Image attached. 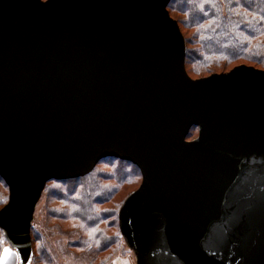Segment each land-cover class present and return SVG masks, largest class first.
Wrapping results in <instances>:
<instances>
[{
  "label": "water",
  "instance_id": "obj_1",
  "mask_svg": "<svg viewBox=\"0 0 264 264\" xmlns=\"http://www.w3.org/2000/svg\"><path fill=\"white\" fill-rule=\"evenodd\" d=\"M169 2L0 0V229L19 264L45 185L109 157L141 174L118 212L136 264H264V70L191 79Z\"/></svg>",
  "mask_w": 264,
  "mask_h": 264
},
{
  "label": "trees",
  "instance_id": "obj_2",
  "mask_svg": "<svg viewBox=\"0 0 264 264\" xmlns=\"http://www.w3.org/2000/svg\"><path fill=\"white\" fill-rule=\"evenodd\" d=\"M168 11L182 16L178 23L183 29L191 32L190 40L194 47L185 49V67L195 63L198 67L206 68L207 75L235 63L264 69V0H170ZM192 72L201 73L195 70ZM106 159L137 168L130 162L116 158L102 160ZM125 172V166L116 167L111 173L115 184L111 186L102 185L103 177L94 170L79 178L51 180L54 181L53 184L58 185V190L53 189L51 195L69 207L64 213L78 219L83 226L93 228L108 216L112 218L114 215V209L104 211L98 208L110 199L118 185L128 179ZM92 177L95 180L94 185L86 186V182ZM0 181L3 180L0 178ZM7 201L0 199V209ZM0 232L4 241L11 246L1 229ZM99 237L100 234L96 233L94 238L84 241V245L88 243L98 247ZM33 239L31 233L30 263L34 259Z\"/></svg>",
  "mask_w": 264,
  "mask_h": 264
},
{
  "label": "rangeland",
  "instance_id": "obj_3",
  "mask_svg": "<svg viewBox=\"0 0 264 264\" xmlns=\"http://www.w3.org/2000/svg\"><path fill=\"white\" fill-rule=\"evenodd\" d=\"M168 12L170 17L177 23L179 19L183 18L174 12ZM178 26L185 41V49H192L194 46H192V41L190 40L191 32L183 29L180 23H178ZM196 65L192 63L187 64L185 67L191 79L209 76L207 75L208 72H205L206 68ZM239 65L246 64H229L226 67L216 69L212 74L226 73ZM254 68L261 69L258 67ZM194 70L201 73L194 74L192 72ZM197 135V127H192L188 132L186 141L194 140ZM120 165L125 166V174L128 175V179L121 185H118L110 199L98 208L99 210L104 209V211L114 209V215L112 218L108 216L93 228L83 226L78 219L72 218L68 213H64L66 210H69V207L64 202L55 199L54 195H51L53 189L55 191L58 190V185L53 184L54 181H50L45 185V189L36 204L31 223V233L34 238V259L30 264H136L134 253L119 233L117 213L126 198L139 187L141 174L132 165H122L113 159L102 160L97 163L93 170L103 177L101 180L102 185L111 186L115 184L113 179H111V173ZM94 183L95 180L92 177L86 182V186L94 185ZM8 195L7 186L3 181H0V199H6L7 201ZM96 233L100 234L98 240L99 246L96 247L94 244L88 243L84 245V241L94 238ZM0 245L1 249L8 246L1 232Z\"/></svg>",
  "mask_w": 264,
  "mask_h": 264
},
{
  "label": "crops",
  "instance_id": "obj_4",
  "mask_svg": "<svg viewBox=\"0 0 264 264\" xmlns=\"http://www.w3.org/2000/svg\"><path fill=\"white\" fill-rule=\"evenodd\" d=\"M7 249L10 250V255L7 258L6 264H19V258L16 251L11 246H7Z\"/></svg>",
  "mask_w": 264,
  "mask_h": 264
},
{
  "label": "snow or ice",
  "instance_id": "obj_5",
  "mask_svg": "<svg viewBox=\"0 0 264 264\" xmlns=\"http://www.w3.org/2000/svg\"><path fill=\"white\" fill-rule=\"evenodd\" d=\"M9 255H10L9 249L7 248L0 249V264H6Z\"/></svg>",
  "mask_w": 264,
  "mask_h": 264
}]
</instances>
